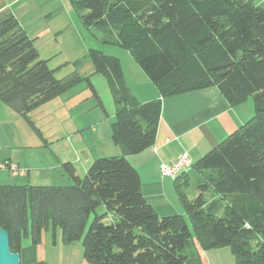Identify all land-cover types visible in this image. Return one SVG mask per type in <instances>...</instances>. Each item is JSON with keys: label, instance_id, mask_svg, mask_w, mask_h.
Listing matches in <instances>:
<instances>
[{"label": "trees", "instance_id": "trees-1", "mask_svg": "<svg viewBox=\"0 0 264 264\" xmlns=\"http://www.w3.org/2000/svg\"><path fill=\"white\" fill-rule=\"evenodd\" d=\"M67 1L81 24L101 27L103 41L128 50L161 97L215 86L229 104L252 97L254 113L174 178L187 219L159 215L125 154L152 144L161 99L140 102L119 59L91 48L116 107L111 137L124 153L93 159L83 176L72 162L62 163L68 185L0 183V227L10 250L18 252L24 237L38 244L50 226L61 242L80 241L89 264H202L196 242L203 249L228 246L235 264H264L262 0ZM81 80L76 70L57 78L39 58L35 38L10 10L0 11L2 102L32 124L29 112ZM99 205L119 219L105 223Z\"/></svg>", "mask_w": 264, "mask_h": 264}, {"label": "rangeland", "instance_id": "rangeland-1", "mask_svg": "<svg viewBox=\"0 0 264 264\" xmlns=\"http://www.w3.org/2000/svg\"><path fill=\"white\" fill-rule=\"evenodd\" d=\"M43 1L45 9L42 12H51L50 17L33 15L36 17L31 16L25 23L27 28L38 33L35 46L39 58L47 61L57 78L76 70L82 80L29 112L32 124L0 100V162L4 159L19 161V166L29 171L28 175L13 176L0 169V183L24 184L30 181L34 182L32 184L68 185L72 182L63 167H52L57 164L55 155L58 156L62 149L72 152L80 147L88 148L90 143L100 140L90 148L96 156L115 154V142L110 131L116 107L106 77L96 71L90 60L91 48L119 59L123 77L133 88L134 85H141L138 73L151 82L126 48L103 41L101 27L81 24L67 0ZM63 3H66L69 11L64 10ZM249 99L252 100V97ZM94 128L98 129L97 132ZM107 128L110 130L109 137L104 132ZM80 164L81 161L75 166L77 174L83 176L86 170H82ZM186 169L190 170V165ZM187 194L190 197L195 195L192 183ZM96 212L106 213L103 219L105 223L119 219L114 212H106L103 205H99ZM181 215L187 219L186 213ZM93 216L94 213H91L85 231Z\"/></svg>", "mask_w": 264, "mask_h": 264}, {"label": "crops", "instance_id": "crops-1", "mask_svg": "<svg viewBox=\"0 0 264 264\" xmlns=\"http://www.w3.org/2000/svg\"><path fill=\"white\" fill-rule=\"evenodd\" d=\"M41 1L43 0H0V11L10 10L28 36L35 38V43L38 33L27 28L25 23L33 15L50 17L51 12L45 14L42 12L45 8L42 6L44 1L42 4ZM46 1L48 3L50 0ZM262 2L264 3V0ZM63 4L64 10L69 11L66 3ZM138 74L139 77L141 76V85H134L133 88L124 78L125 82L140 102L161 99L160 119L152 144L137 153L125 155L137 169L141 180V191L156 212L159 215L182 214L185 212L174 188V178L162 175L160 165L171 163L186 152L191 167L202 155L249 120L254 113L253 101L247 98L243 102L229 104L215 86L161 97L156 86L144 79L141 73ZM93 130L97 132L98 129ZM109 131L108 128L104 131L107 132L106 137H109ZM98 142L101 141L92 142L88 148L80 147L78 150L72 147L74 153L69 149H62L58 156L55 155L57 164L52 167L56 168L66 161L72 162L75 166V163L81 161L82 170H87L93 159L104 156L102 154L96 156L90 150L93 144ZM114 149H116L114 155L124 153L116 143ZM3 161L14 162L11 159ZM15 163L20 164L19 161ZM26 170L28 175L29 171ZM32 183L34 182L28 181L24 184ZM195 246L202 264H235V256L228 246L203 249L197 242ZM18 252L21 264H89L83 258V245L80 241L63 243L60 240L59 230L50 226L44 231L38 244H33L29 237H24Z\"/></svg>", "mask_w": 264, "mask_h": 264}, {"label": "built area", "instance_id": "built-area-1", "mask_svg": "<svg viewBox=\"0 0 264 264\" xmlns=\"http://www.w3.org/2000/svg\"><path fill=\"white\" fill-rule=\"evenodd\" d=\"M191 164L188 153H182L176 160L171 163H162L160 165V172L162 175L171 176L175 178L182 170ZM0 169L8 171L13 176L25 175L27 170L21 168L17 163L12 161L0 162Z\"/></svg>", "mask_w": 264, "mask_h": 264}, {"label": "water", "instance_id": "water-1", "mask_svg": "<svg viewBox=\"0 0 264 264\" xmlns=\"http://www.w3.org/2000/svg\"><path fill=\"white\" fill-rule=\"evenodd\" d=\"M0 264H21L19 252H13L9 246V235L0 227Z\"/></svg>", "mask_w": 264, "mask_h": 264}]
</instances>
